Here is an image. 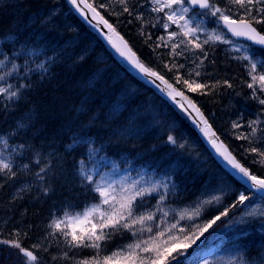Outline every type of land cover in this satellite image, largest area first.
<instances>
[{"label":"rangeland","instance_id":"rangeland-1","mask_svg":"<svg viewBox=\"0 0 264 264\" xmlns=\"http://www.w3.org/2000/svg\"><path fill=\"white\" fill-rule=\"evenodd\" d=\"M11 1L12 0H0V8L8 6ZM140 3L144 5L147 11H150L151 5L148 3V0H140ZM97 13L100 17L105 19L100 11H97ZM158 14V16L162 18L163 14ZM242 14L243 13H239L238 15ZM58 16L59 12L56 10L43 9L36 12V14L30 15V18L28 17V21L24 26L15 25L12 28L15 33L28 35V39L20 44V46L27 45L28 47L25 46L24 48H21L18 51L20 55L15 56V61L18 58H22L23 61L27 60L28 62L34 61V64H32L33 66L30 68L32 72H27L28 74H32L34 72L36 73L38 64L44 63L43 61L45 59L50 58L53 59L52 61H54L55 55L58 56L59 61L71 58L81 60L83 57H85L87 50H91L90 52H92V49L89 50V47L87 46H81L77 49L75 48L77 46H80L79 44H81L80 36L70 37L69 40L64 43V45L59 44V37H56L57 39L55 40H53V38H48L47 34H49L50 32L49 30L56 27L57 22L61 19H58ZM171 27L179 31L176 25H171ZM205 27L209 32L213 31V29H217L219 34L225 35V33L221 31L220 27L216 23L212 26V24H208V22L205 21ZM74 28L78 29V27L76 26ZM26 31H28V33H26ZM78 34L81 35L82 33H80L79 31ZM32 35L35 36L33 41H36V43L34 44L30 43ZM7 37H10V35ZM182 38L183 37L175 39L178 41V39ZM227 38L229 37L227 36ZM203 39L204 37L201 36V40ZM230 40L233 41L232 44H224L219 41L210 43L214 45H222L224 49L231 52V55L233 57H238L245 54L243 51H235V48H239L241 47V45L250 49L247 54L264 57V52L257 50L247 44L237 42L232 39ZM44 44L50 45L51 50L54 51V53H50L47 58H45L44 55L47 52V50L43 46ZM30 52L35 53V55H29ZM192 58L193 57L190 56H184L183 63H189L190 61L192 62ZM100 59L105 60V55L102 54L100 56ZM193 59L195 63L199 62L198 60H195V58ZM6 63L8 64V61H6ZM27 73L26 75H28ZM104 73L105 71L102 70L99 74H96V76L94 77L95 80L99 79L98 77H100ZM123 73H119L117 77L120 76V79L124 78L126 82H123L122 90L113 98H110L109 102L105 104L107 106L106 108L110 107V111L113 114H119L122 109H125V102L127 103L128 101L132 100V98L140 96L143 97L145 101L141 103L138 108H136V112L144 113L145 116L151 113V117L147 121H145L146 123L140 121L141 124H137V121H133L136 123H128L122 128H117L115 131H107L108 133H111L113 138L118 135L122 139L142 136L143 134H145V130H151L153 128L159 134L163 132L164 134L166 133L167 141L165 143V146L168 147L165 151L166 155L161 159V162L157 164L158 169H153L157 170L158 174L162 175L161 179H159L158 177L154 179V173H152L151 171L150 173L147 172L148 170H146L145 167H142V171H139V167H136L134 165V162L129 160V158L124 154L120 152H108L105 144L101 143L102 136L96 130H94L95 128L93 129L91 126L95 118H91L92 123H90L89 125H83L80 120L76 119L77 117L72 118L68 123H66L65 128L68 133V137L66 141L62 140V150H60L59 148H56V150L52 149V146L50 144H52L53 142H51L50 144L47 143L44 135L41 136L38 143L34 141V144H26L23 142V140L18 141V137H16L17 135L21 136V139L22 137H25L26 139L30 140H33L36 137V132L34 130H30L31 128L29 127V124H27L26 119L28 116L23 115L15 119L10 124H4L0 120V135H4L5 138L9 141V147L7 149H4L2 146H0V152H3V157H8L11 153L10 158L13 162V171L16 172V176L13 177V179L18 180L15 187H18L21 190H28L29 192L33 187H36L37 190L42 191L44 188H46V190L50 189L51 187H53L52 183L55 180H59L60 186L66 189L67 194L75 200H73L74 203H77L78 205L80 204L79 206H76L73 202H68L66 206L72 208H63L64 206L62 205L61 207L51 204L50 211L47 215V217L49 218V225L53 220H65V213H68L71 216H75L78 213L82 214L85 209L101 203V197L99 196V194L92 190L93 186L85 183L79 174L80 168L82 167V160L84 161V164L87 166V168L93 172L94 179L96 181H98L101 185L111 184L113 186L112 189H110V192L114 194V184L121 177V181L116 188L117 194H115L117 197H119L122 194V186H127L134 180H138L141 182V184L148 186L153 183L164 182V174L166 171L177 173V171L180 169L181 175L188 173L187 171H184L183 164H190L194 159L196 165L198 166L197 168L202 169L200 171H195L198 172L196 178L202 176L203 173L204 177L199 181L195 192L192 194V197H190L189 202L185 204H174L173 206L165 207L166 209L164 210L163 208H161L162 211L156 213L154 220L148 222L149 224L153 225V232L148 234L149 236H154L157 231L155 225L161 223L162 212H167L168 215L163 217L165 223L161 224V228L159 230L169 229L171 234L183 236L184 234L195 230L197 226L202 227L208 220L219 215L220 212H222L225 208L232 204L231 201L228 202L227 195L235 190L234 183L223 172H221L220 170H216V167L212 169L213 163H211L204 150L198 144H195L192 140H189V136L187 134H183V137L181 138L183 141H179L178 148L173 143H169V135L173 136L174 134V138L176 140L174 131L176 130V122L174 121L175 118L172 114V110L170 111V109L167 107H161V104H159V106H156L158 101L163 102L161 100L162 97L155 90L156 88L154 89V87L149 83H142L143 85H141L134 81H131V79L133 78L131 76L125 77V73ZM10 84H12L13 88L15 89L21 83L18 80H15ZM24 90L25 87L21 88L19 90L18 97L13 99L11 102L0 99V110L4 109L8 105L18 103ZM80 112L81 109H77L76 114H79ZM132 120L133 119H131L130 121L132 122ZM207 122L211 126L208 120ZM84 123H86L85 120ZM13 133H15V135H12ZM184 140L186 141L184 142ZM55 141L58 142L57 139ZM183 144H186V146L188 147L187 156L191 155L190 160H181L179 147ZM20 145H23L24 147L20 148ZM13 147L16 148V152H12ZM80 147L82 154L86 152L87 160L83 158L82 160L72 163L73 165L71 169L66 171L65 168H63L64 154H61L65 153L66 151L69 152L70 150L78 149ZM89 148L95 149L96 151L89 154ZM170 149H172V151L169 152ZM37 158H39L41 163L37 164L35 162ZM25 163L29 165L28 169H24L22 167ZM44 164H49L50 170L46 171V173L44 174H41L44 176V179L41 180L35 174L39 172L40 167L44 166ZM122 165L124 166V171L119 170L120 166ZM261 166L264 167V160L262 161ZM194 168L196 167L194 166ZM134 169H136L137 171H134ZM0 178L8 177L4 174H0ZM196 178L192 177L190 179V182H195ZM170 184H173L172 179L170 180ZM215 196H219L221 198L219 202L213 199V197ZM78 198H80L79 201ZM206 201L211 202L205 203ZM246 204H248L247 201ZM59 207L61 209H59ZM154 207L155 205H150L149 207L145 208L144 211H152ZM253 208L257 209V211L264 210V201H261L260 199H254V202L248 208H245V206L241 205L238 207V212H235V214L231 215L228 218H221L210 229H208V231L205 232L204 235L197 241L199 242V244H197L196 247L195 245L192 246V248L194 247L193 253L191 252L190 254V257L192 258L188 259L191 264H204L205 260L208 261V264H241V259L246 258L245 256H241L240 250L241 239L243 237H245L252 231H256L258 237L257 241L264 243V217L244 216L245 212ZM102 209L108 210L109 205H103ZM154 212H156V208ZM89 219L95 222L98 219V213H94ZM240 220H243L244 222L241 223ZM173 224L177 225L175 229L170 228V226ZM89 226L90 223L81 221L77 226V233L80 232L81 228H86ZM180 227H183L185 229L184 233L179 232ZM62 230L68 231L69 233L71 232V228L67 227L65 224H62L60 229L51 228V232H48V236L44 233H40L41 236L36 241H34L32 245H39V249L36 250L37 252H39L40 256H46L51 260H53V257H56L55 260H58V258H62L61 260L64 262L62 263L61 261V264H65L69 260L77 261L78 258H76L75 255L70 256V251L65 244V238L61 235ZM55 237L59 238V240L56 239L53 244V238ZM70 237L71 236L69 235L68 239H70ZM166 239L167 233L164 237H158V241L160 243H163ZM260 239L263 240L261 241ZM132 242L133 241L119 244L113 250L108 251L105 254L111 255L112 252L118 251L121 247ZM52 247H57L56 251L52 252ZM255 250V253L264 254L263 252H261L259 246L258 248H255ZM66 252L68 254V257H71V259L64 258V254ZM196 254L197 256L194 257ZM90 256L92 255H89L88 257ZM252 258L253 264H255L256 258L254 256Z\"/></svg>","mask_w":264,"mask_h":264},{"label":"snow or ice","instance_id":"snow-or-ice-1","mask_svg":"<svg viewBox=\"0 0 264 264\" xmlns=\"http://www.w3.org/2000/svg\"><path fill=\"white\" fill-rule=\"evenodd\" d=\"M70 2L73 3L78 10L79 4H83L91 11L94 19L99 18L98 22H102L110 33L105 39H107L115 51L127 60L134 69L142 75L154 77L164 83L168 89L167 94L173 101H175L177 96L187 100V103L195 109L197 116H199L200 121L204 125L200 130L205 137L209 138V142L216 150L217 154L244 178L246 187L235 196V200L230 208H225L223 212H220L219 215L208 220L202 227L197 226L195 230L183 236L173 235L169 229L159 230L161 224L165 223L163 217L168 215L167 212H162L161 223L155 225L157 231L154 236H149L147 239H134L132 243L108 255L102 254L104 252V242L111 239L115 233L127 231L131 233L132 237L136 238L138 231L140 233L153 232V225L146 222L153 221L156 213L162 211L160 206L166 198L169 186L167 183L163 182L145 186L141 184L140 181L134 180L131 184L122 186V194L117 197L114 193L110 192L113 186L111 184L101 185L96 181L93 172L87 168L82 160V167L80 168L79 174L85 183L93 186L92 190L99 194L101 203L93 205L85 209L82 214L78 213L75 216L65 213V220H53L49 227L60 229L61 225L65 224L67 227L71 228L70 233L68 231H61V235L64 236L65 244L69 251L74 248L94 250L92 256L79 259L75 261V264H191L188 260V249L196 245L200 237L219 221L221 217L228 216L232 208H237L241 205L248 208L254 202V199L264 201V178L250 172L248 168L242 166L233 158L222 143L218 144L216 142L217 138L215 133L211 131L207 121L192 101L188 100L182 92L176 91V89L168 84L157 72L141 63L136 58L135 53H133L131 49L128 48L127 44L115 33L112 26L108 24L106 20H103L102 17H99L95 8L87 3V0H79V4L77 0H70ZM222 2L223 0H148V3L151 5V12L163 14L162 27L166 31L171 25H176L179 30L168 33V39L173 41L171 44L172 54L179 56L183 55L185 51L193 52L195 60L199 61V63L193 62L194 68L193 71L189 72L190 78L183 81L186 87L191 91L205 88L211 90L217 85H221V83L227 88L233 87V84L228 80H224L223 82L216 81L215 84L208 85L191 79L193 74L196 77L201 75L199 69L204 65V60L208 58V51L204 48V45L216 41L224 44L233 43L226 35L219 34L217 29H213L211 32L207 30L205 21L209 17L214 18V22L218 26L222 23L223 28L227 29V33H231V36L238 38L242 37L250 41L251 45L264 49V0H227L223 7L219 6ZM118 3L122 7L123 12L132 15L128 0H118ZM139 7L143 8L144 5L139 4ZM197 9H199V11H197ZM239 13L243 14L238 15ZM81 14L83 15V12ZM136 19L141 20V15H137ZM157 22L159 23V20ZM256 25H260L261 27L258 29ZM153 27H155V25H153ZM201 36L204 37L203 40H201ZM179 37L183 38L178 39L177 42L175 38ZM149 39H151V37H149ZM160 40L163 41L164 38L161 37ZM165 46H167V43H165ZM177 49L181 50L177 51ZM235 51H243L245 53L242 56L233 58L247 62L245 68L249 80L246 82V86L251 90V99L256 100L261 106V109L258 115L254 119L249 120L246 125H242L238 121H233L232 128L244 129L236 133L235 138L238 140L243 139L248 142L249 147L245 148V152L255 154V156L264 159V57L247 54L250 49L243 45L239 48H235ZM17 55H20V53H13L14 57ZM29 55H35V53L30 52ZM6 61L11 63V68H8ZM27 65L28 61L26 60L24 65L26 73L31 71ZM38 67L46 71L43 63L39 64ZM177 67L183 68L184 65L180 64ZM17 69V64L14 60L9 61L8 55L5 54L3 59H0V70H3L0 71V81H3L6 85L0 86V99L4 101L11 102L13 99L17 98L19 90L26 86L20 84L14 89L12 84L7 82V77L17 73ZM177 79L179 80L180 77L177 76ZM180 106L183 108V105ZM12 135H15V133ZM168 142L175 144L176 140L172 135H169ZM0 146L4 149L9 147V141L4 135H0ZM19 147L23 148L24 146L20 145ZM180 147H183V145H180ZM94 151L96 150L92 148L88 149L89 154ZM12 152H16L15 147L12 148ZM0 157H3V152H0ZM10 157L11 153L8 157L0 158V174L6 175L9 179L16 176V172L13 171V162ZM35 162L37 164L41 163L39 158H37ZM253 162L256 163L257 161L254 160ZM22 167L28 169L29 165L25 163ZM48 170H50V165L44 164L35 175L43 180L44 176L41 174L46 173ZM161 185L164 188L163 193L158 192ZM46 191L45 189V193ZM249 192L253 195H249ZM153 193L159 195L156 212L142 211L138 213L139 207L143 204V198ZM256 193L260 195L256 197ZM213 199L219 202L221 198L215 196ZM246 201L248 204H246ZM210 202L211 201H206L205 203ZM103 205H109V209L103 210ZM94 213H98V219L95 222L89 219ZM244 216L264 217V210L257 211V209L253 208L245 212ZM81 221L90 223V227L86 229L81 228L78 234L77 226ZM240 222L243 223L244 221L240 220ZM137 225H139L138 229ZM176 227L177 225L175 224L170 226L171 229H175ZM179 232L184 233L185 229L180 227ZM166 233L167 239L163 243H160L158 237H164ZM13 235H15L17 239H0V245H7L9 248L18 249L19 253L22 254L23 257H26L24 264H38V256L34 254L32 250L26 249L19 242V232H15ZM69 235L71 236L70 239H68ZM169 241H171V243H169ZM32 247L39 249V245H33ZM64 258L71 259V257H68L67 252L64 254ZM55 259L56 257H53V260ZM204 264H208V261L205 260ZM241 264H253L252 258H242ZM255 264H264V256H257Z\"/></svg>","mask_w":264,"mask_h":264},{"label":"trees","instance_id":"trees-1","mask_svg":"<svg viewBox=\"0 0 264 264\" xmlns=\"http://www.w3.org/2000/svg\"><path fill=\"white\" fill-rule=\"evenodd\" d=\"M62 4V10L59 11L58 19H60V22L63 24L66 23H72L74 27H78V29L73 28L71 31V36H80L81 45L89 47V50L92 49V52L88 51L86 52L85 57H83L81 60L78 59H65L61 60L60 63L65 65V69L62 70L58 69V76H54V80L51 79L53 77L54 72H51V75H47V80L49 78L51 87L53 88L50 92V100L53 99L54 102H46L43 106L46 105V107H42L47 114V117L49 119L51 118H57L62 124L68 123L72 118V113L74 114L77 109H83L84 112H88L90 117L98 116V105L102 104L104 108H106L105 104H107L110 100L108 98V95L113 93L114 86L113 84V77L119 74V73H125V77L131 76L128 74L120 65L116 64L115 60L111 56V54L107 51L104 44L101 42L99 37L96 35L95 32L90 30L70 9L68 4L65 0H60ZM94 8H96L100 13L104 16V18L109 21L113 27L120 32L123 37L126 39V41L129 43L131 48L134 50V52L138 55L140 61L147 66L148 68H151L152 70L159 73L161 76H163L167 81H169L175 88H177L180 92L186 94L201 110V112L204 114V116L207 118L209 123L211 124L213 130L219 135V137L223 140V142L227 145V147L230 149L232 154L238 159L240 163H242L244 166H246L250 172L253 174H257L261 178H264V167L261 166V163L264 159H261L255 154L245 152V148L249 147L248 142L241 139L238 140L235 138L236 133L243 131L244 129H233L232 123L233 121H238L242 125H246L247 122L251 119L255 118V115L253 117H250L248 113L243 111L244 107H251V103L246 98L249 93L251 92L250 89L247 88L246 82L248 81V77L241 76V70H244L245 68L237 63L232 62V57L225 55V53L222 52L223 49L220 47L212 46V45H204V48L208 51V58L204 60V65L199 69L201 72V75L199 77H196L194 74L191 77V79H195L197 82L200 83H206L208 85H213L216 83V81L223 82L224 80H228L233 84L232 88H227L226 86L217 85L214 89H197L196 91L189 90L186 85L183 83L185 79H189V72L193 71L194 66L189 69L190 71H187L185 68V65L188 63H183L182 57L184 54L186 56H190L195 58L193 55V52H187L185 51L183 55L175 56L172 54V48L171 44L173 43L172 40H168L166 38V32L163 31L162 27V21L159 20V23L157 22L158 19L156 16H154L152 13L147 11L145 7L140 8L139 4L140 0H128L129 7L132 10V15H129L128 13L123 12L122 7L119 5L118 0H87ZM226 0H223L221 3V6H224ZM42 0H12L11 3L3 8H0V39L4 38L5 36H9L11 33H13L12 28L16 25H25V23L28 21V17L32 14H36V12L43 10ZM223 4V5H222ZM45 10V9H44ZM141 15L142 19L137 20L136 16ZM155 25V27H153ZM256 27L259 29L261 26L256 25ZM50 31V32H49ZM48 38L53 40L57 39L56 37H61L63 35V31L60 28L54 27L49 30ZM82 33L81 35L78 34V32ZM28 33V31H26ZM12 35V34H11ZM151 37V39H149ZM163 37L164 40L161 41L160 38ZM165 43H167V46H165ZM27 44V42H26ZM49 44V42H48ZM159 45V46H157ZM20 44L13 49L11 38L10 40L0 43V56L3 57L5 54L8 56L13 57V53L18 52V47ZM50 46V45H49ZM46 47V46H44ZM191 47V46H189ZM47 52L46 54L49 55L50 53H54V51L49 50L48 47H46ZM181 49H177V51H180ZM88 53L93 55V57H96L98 59H95L97 62H93L92 60L87 57ZM104 54L105 60L100 59V56ZM53 60V59H51ZM199 63V62H198ZM183 64V68H178L177 66ZM25 65V63H24ZM24 65L18 64L17 73H14L13 75L9 77H18L21 80H24V84L28 86V89L25 90L24 94L22 95V98L16 106L11 107H5L4 109L0 110V120L4 123L5 120H10L13 115V113H17L20 116L23 114V107L25 104V97L26 95H29L31 92V80L34 79V77L29 78L23 75V73L26 71L24 68ZM28 66V65H27ZM69 66V67H67ZM99 67V69H95L88 72V75L91 76L93 74H99L102 70L105 71L104 74H102L99 79H97V82L100 84L99 90H91L86 89L84 87L83 89H77L76 85H74L76 75L79 72V70L90 69L91 67ZM109 68H111V72H109ZM241 69V70H240ZM35 73V72H34ZM123 73V74H124ZM177 76L180 77V79H177ZM7 77V78H9ZM58 77V78H57ZM132 77V76H131ZM131 81H134L138 84L143 85L138 80L134 79L132 77ZM122 82L124 81V78L121 79ZM22 83V84H23ZM98 87V84L95 85ZM102 86V87H101ZM97 89V88H96ZM95 91V92H94ZM89 94L87 101L82 102L83 96H85L87 93ZM32 94V93H31ZM52 100V101H53ZM72 100V101H71ZM106 101V102H105ZM62 102L65 103V105H62ZM38 104H34V108H38ZM76 113V112H75ZM172 114L174 118L176 119L177 124L183 129V132L186 133L189 137H192L195 142L205 151V154L208 156L212 164V169L216 167V170H220L223 172L228 178H230L235 186V192L243 191L244 186L241 185L239 182H237L233 177H231L227 172H225L218 163L213 159V157L210 155L208 150L203 146L198 134L195 132L193 126L189 122V120L181 114L178 110H176L174 107H172ZM36 115V114H35ZM37 115H40L37 113ZM36 115V116H37ZM38 117V116H37ZM150 118V117H149ZM36 118H34L35 120ZM33 120V121H34ZM69 120V121H68ZM33 130H35L34 123H33ZM174 137V134H173ZM136 138H131L134 142V145L136 143ZM135 139V140H134ZM178 138H176L177 140ZM166 135L163 136V138L159 139V142L157 143V151L156 155L160 154L166 155ZM122 144H125L124 142H121ZM172 151V149L169 150V152ZM256 160L257 162L254 163L253 161ZM150 173V170L147 171ZM154 176V179L158 177L159 179L162 178L161 174H158L157 170H151ZM170 172V173H169ZM204 174V173H203ZM202 176L197 177L194 184L197 188V185L199 181L204 177ZM165 180L163 183L168 184V191L166 198L163 202V204L160 206H164L165 202H169L170 204H176V200L179 197V195H187L188 193H191L190 191L192 188H189L190 184H193L190 182L191 176L186 175L185 177H181V175L177 173H171V171L165 172ZM172 179L173 184H170V180ZM53 186V185H52ZM177 186V187H174ZM45 189H43V194H38L39 190L34 191L33 194V206L35 207V210L37 213L41 211V215L44 213V210L48 209L47 201L50 197L59 198L61 200H64L65 196L61 197L63 194H61L59 191H55V187H51L48 189L45 193ZM54 191V193H53ZM158 192L163 193L164 188L161 185V187L158 189ZM194 193V192H192ZM249 195H252L251 192L248 193ZM139 199V198H138ZM155 200V201H154ZM159 200V195L156 193H153L151 195H146L143 198V204L139 207L138 211L142 212L145 208L149 207L150 205H155L154 209L152 210L154 212L157 201ZM235 200V199H234ZM234 202V201H233ZM232 202V203H233ZM231 205H229L227 208H230ZM239 207V206H238ZM232 208L229 212L228 216L221 217V218H228L231 215L235 214V212H238L239 209ZM238 209V210H237ZM225 210V209H224ZM223 210V211H224ZM18 211H27L26 208H19ZM222 211V212H223ZM15 210L9 208L8 211L5 213H2V216L0 218H3V220H10L14 218ZM20 217L19 229H17V232H19V242L23 244L24 246L29 245L36 241L40 236V232L35 226L34 223H31L26 219V217L21 216L18 213ZM148 223V222H146ZM139 228V225H137V229ZM15 233V232H14ZM148 232L140 233L138 231L137 237L133 239H145L147 237H143V235H147ZM131 233L127 231L118 232L115 233L111 239L104 242V252L102 254H105L109 250L113 249L116 245L119 243L125 242V240L128 239V237H131ZM2 238H5L6 240H13L17 239L15 235L7 234V236H2ZM246 240H252V239H246ZM118 243V244H117ZM247 245V246H246ZM254 245V242L252 245L249 244V241H244V251H248L250 248L252 249ZM254 248V247H253ZM73 251L77 252L76 258L82 259L84 257H88L89 254H93L92 249H72ZM193 249H189L188 253H190ZM0 254L2 256H5V264H8L10 261H17L18 263L24 264L26 261V257H23L18 250L15 248H9L7 245H0ZM249 255V254H248ZM247 256V255H246ZM40 257L38 258V260ZM75 263V261H73ZM38 264H41L38 261ZM65 264H68L65 263Z\"/></svg>","mask_w":264,"mask_h":264},{"label":"bare ground","instance_id":"bare-ground-1","mask_svg":"<svg viewBox=\"0 0 264 264\" xmlns=\"http://www.w3.org/2000/svg\"><path fill=\"white\" fill-rule=\"evenodd\" d=\"M65 1L67 3L68 0H65ZM42 3H43L42 5L44 7L43 9H45V10H56L58 12L62 10V4H61L60 0H42ZM57 28H60L64 32L63 35L61 36V39L59 37V40H58L59 44L64 45V43L67 42V40H69L70 37H72L70 34L74 28V25L72 23L63 24L62 22L58 21L57 22ZM12 32L13 33H11L12 35L10 34V37L5 36L4 38H1L0 43L6 42V41L10 40V38H11L12 46L14 49L19 44H21L22 42H24L25 40L28 39V35L18 34V33H15L14 31H12ZM34 38H35V36L32 35V38L30 39L31 44L36 43V41H33ZM79 45L80 46H77L75 48L77 49V48L82 46L81 44H79ZM25 46L28 47L27 45L19 46L18 51L21 48H24ZM43 46H46L49 48V50H51L49 45L44 44ZM46 47H44V48L47 49ZM222 52L225 53V55H227L229 57L231 56L230 52H228V51L222 50ZM184 56L186 57V54L183 55L182 61H184V59H183ZM87 57H89V59L92 60L93 62L94 61L97 62L95 60L97 58L93 57V55H91L90 53H88ZM231 57L233 58V56H231ZM191 60H192V62L190 61L187 65H185V68L187 71H190L189 69H191L194 66V63H193L194 59L192 58ZM43 62H44L43 64L45 65L46 71L40 69L39 67L36 68V73L34 74V79L31 80L32 81L31 85H30L31 86V92L29 95H26L25 104L23 107V114H24V116H28L26 119L27 124H29V127L31 128L30 130H32V131H33L32 128H33V123H34V127H35L34 131L36 132V137H35V139L30 140V139H26L25 137H22V139H21V136L17 135L16 137H18V139L16 137L15 138L18 141L23 140V142L26 144L27 143H33L34 144V141L38 143L41 136L44 135L47 143L50 144L51 142H53L52 144H50L52 146V149L56 150V148H59L60 150H62V148H63L62 140L66 141V139L68 137V133H67L66 128H65V124L67 122L62 124L57 118L49 119L46 115L47 113L41 108L46 107V105L43 106L46 102L47 103L48 102L49 103L54 102L53 99L50 100V96H51L50 92L53 88L51 87L52 85L50 84L49 78H48V81L46 82L47 75H49V74L51 75V72L53 71L54 75H53V77H51V79L54 80V76L56 77L59 75V74H57L59 71L58 69H60V70H62L63 68L65 69L66 64L65 65L61 64L57 55H55L54 61H52L50 58H47ZM232 62L233 63L239 62V64L245 68L246 62H244V61L242 62L240 60H236L233 58ZM19 63L24 65L25 61L24 62H16L17 65ZM115 63L120 65L121 67H122V65H124L120 61H116ZM67 67H69V66H67ZM99 68H100V66L99 67L96 66V67H91L87 71H86V69L79 70V72L76 75L75 82H74V85H76V88L77 89H83L84 87H86V89L89 88V89L95 90V91L99 90L100 84L97 82V79L95 80V78H94L96 75L95 74H93L91 76L88 75L89 71L99 69ZM54 69H55V71H54ZM109 72H111V68H109ZM157 74L160 75L159 73H157ZM241 76L242 77H244V76L248 77L246 68L244 70H241ZM119 77H116V76L113 77L112 81H113V84L116 85V87L114 86V90H113L114 92L109 94L108 98H113L116 94H118L122 90L123 82H126V81L124 80L122 82V80ZM134 79L138 80L137 78H134ZM163 79L166 80L164 77H163ZM248 80H249V77H248ZM139 82L142 83L141 81H139ZM167 82H168V84L172 85L169 81H167ZM96 84H98V87L95 86ZM172 87H174V86L172 85ZM250 93L246 98L248 99V101L252 105H251V107H247V106L244 107L243 111L245 112V110H246V113H248V115L250 117H253V115H255V117H256L258 115L260 109H261V106L259 105V103L256 100L251 99ZM89 94H91V93L89 92L85 96H83L81 101L82 102L87 101V99H89L88 98ZM161 100L164 103L161 101H158L156 106H159V104H161V107H165V108L167 107L171 111L172 107H173V103L171 101H169L165 96H163ZM144 101H145L144 98L140 97V96L132 98V100L128 101L127 103L125 102V109L124 110L122 109L119 112V114H113L110 111V107L104 108L102 106V104H100V105H98V114H97L98 116H96V117H90L89 113L86 111L84 112V110L82 109L79 114L75 113L77 111H75L74 114L72 113L71 118L77 117L76 119L80 120L83 123V125L84 124L89 125L90 123H92L91 118H95L94 122L91 126L93 129L95 128L94 130H96L102 136L101 143L105 144L106 148L108 149V152L112 151L114 153L120 152V153L124 154L125 156H127L129 158V160L134 162V165L136 167H139V169H140L139 171H142V167H145L146 170L151 171L153 169H158L157 164L160 163L161 159L165 156V155L162 156L161 153L158 155H156L155 153L157 151L156 147H157V143L159 142V139L163 138V136H165L166 133L164 134V132H163V133L159 134L156 132V130L154 128L151 130L150 129L145 130L146 131L145 134H143L142 136H139L136 139L135 145H134V142L131 138L122 139L118 135H116V137L113 138L111 133H108V131H115L117 128H122L128 123H136L133 121H137V124H141V122L147 121L149 119V117H151V113L148 114L147 116H145L144 113L136 112V108H138L141 105V103H143ZM34 104H38L39 105L38 108L37 107L34 108L33 107ZM62 105H65V103L62 102ZM105 107H107V106H105ZM37 113L40 115H37ZM11 116L12 117L10 118V120H5L4 124H10L15 119H17L23 115L20 116L17 113H13V115H11ZM34 118H36V119L34 120ZM131 119H133L132 122L130 121ZM84 120L86 121V123H84ZM174 121L176 122V119ZM175 129H176V130H174L175 135H176V138H178V139L176 140V143L174 145L177 146V148H178L179 141L180 142L183 141L181 138L183 137V134H186V133L183 132V129L177 124V122H176V128ZM195 132L197 133L198 129L195 130ZM215 135L221 141H223L216 132H215ZM198 136H199V138L204 139L200 133L198 134ZM56 139L58 140V142L55 141ZM189 140H192L195 144H197L192 137H189ZM185 141L186 140H184V142ZM121 142H124L125 144H122ZM183 145H185V146H183L181 148L179 147L181 160H183V161L186 159L190 160L191 155L187 156L188 147L186 146V144H183ZM45 147H47V146H45ZM63 154H64L63 168H65L66 171L71 169V167L73 165L72 163L77 162L79 160H82L83 158L85 160H87L86 152L84 154H82L81 147L78 149L70 150L69 152L66 151L65 153H62L61 155H63ZM205 162H207V161H205ZM190 164H188V163L183 164L184 171H187L188 173L181 175L180 169L177 171L181 175V177H185L188 174L191 176V178L192 177L196 178V175L198 174V172H195V171L202 170L201 168L200 169L197 168L198 166L196 165V162L194 159L191 161ZM194 166L196 168H194ZM121 167L123 168L124 166L122 165ZM134 171H137V170L134 169ZM17 182H18V180L13 179V178H11V179L0 178V217L2 216V213H5L6 211H8L9 208L15 210V212H16L14 215V218H12L10 220H3V218H0V239H5V238H2V236H7V234L9 235V234H12L14 232H17V229H19V224H21L20 217H19L18 213L21 216L24 215L23 217H26V219L28 221H30L31 223H34L40 233H44L48 236V234H49L48 232H51V228L49 229V218L47 217V215L50 211L51 204L56 205V206L62 205V206H64L63 208H72V207H69L66 205L68 202L74 203L75 200L67 194L66 189H64L63 187L60 186L59 180H55L52 183L53 186L55 187V191L58 190L61 194H63L61 197L65 196V198H64V200H61L59 198H55L53 196L48 198L49 199L47 201V203H49L48 209H47V211L45 209L44 213L41 215L42 210L39 211V213H37L35 210V207L32 204V202H33V194L32 193L34 191H37V188L33 187L30 192L28 190H21L20 188L15 187L17 185ZM174 187H177V186H174ZM189 188H192V190L190 191L191 193H188L187 195H179L180 198H178L176 200V204H185V203L189 202L190 197H192V194H193L192 192H195V190H196L194 181H193V184L189 185ZM239 192H235V191L230 192V194L227 195L228 202H230V201L233 202L235 199V196ZM43 193L44 192L42 190V191H39L38 194H43ZM79 200H80V198H78V201ZM74 204L76 206L80 205V204L78 205L77 203H74ZM173 205H174L173 203L170 204L169 202H165V204H164V206H162V208L164 210V209H166L165 207H169V206H173ZM19 208H26L28 210V212L27 211H24V212L18 211ZM75 208H77V207H75ZM59 209H61V208L59 207ZM138 213H139V211H138ZM246 236L248 237V239H252V240H244L245 242L249 241L250 245H252L254 242V245H253L254 248L252 247V249L250 248L248 251H245V253L247 254L246 258H252L253 256L255 258H257V256L264 255L262 253H255V251H256L255 248H258V246L260 247L261 252L264 253V243L257 241L258 240L257 232L252 231ZM56 239L59 240V238H57V237L53 238V244H54ZM133 240L134 239L132 236L128 237V239L125 240V243L131 242ZM22 246H24V245L22 244ZM32 246L33 245L30 242L29 245L24 246V247L28 250H32L34 252V254H36L38 256V258L40 257V259L38 261L41 264H61L62 258H58V260L54 261V260L49 259L46 256H40V254H39V252H37L36 248H33ZM56 249H57V247H52V252L56 251ZM16 250H18V249H16ZM92 252L94 253V250ZM70 254H71L70 256H74V255H75V257L77 256V252H75L73 250L70 251ZM91 255H93V254H91ZM5 259H6L5 256H2L0 254V264H5V262H4ZM63 262L64 261H62V263ZM8 264H21V263H18L17 261H10ZM68 264H75V263L73 262V260H69Z\"/></svg>","mask_w":264,"mask_h":264},{"label":"water","instance_id":"water-1","mask_svg":"<svg viewBox=\"0 0 264 264\" xmlns=\"http://www.w3.org/2000/svg\"><path fill=\"white\" fill-rule=\"evenodd\" d=\"M70 1V0H69ZM77 3L79 4V0H77ZM71 5L73 6L74 10L83 18V20L90 25L91 27H93L96 31H98V33H100L104 38L107 35H110L108 28L102 23V22H98V19H94L92 16L91 11L86 8L83 4H79V10L78 8L71 3ZM83 12V15L81 14ZM100 17V16H99ZM227 30V29H226ZM116 33V32H115ZM117 34V33H116ZM231 35V33H229ZM118 35V34H117ZM119 36V35H118ZM121 39L122 37L119 36ZM237 39H244L242 37H234ZM107 41V39H105ZM123 40V39H122ZM124 41V40H123ZM108 45L110 46L112 52L114 53V55L116 56V58L122 63L124 64L135 76L139 77L140 79H142L144 82L149 83L150 85L154 86L163 96H165L169 101H171L180 111H182L185 115H187L188 117L191 118V120L194 122L196 129H198V132L203 136L204 141L206 142L207 146L210 148V150L213 152V154L215 155V157L218 159V161L221 163V165L231 171L234 175H236L241 181H243L245 183L244 178H242L234 169L231 168L230 165H228L221 156H219L216 152V150L212 147L211 143L209 142V138L205 137V135L203 134V132L200 130L202 127H204L203 123L200 121L199 116H197V113L195 111V109H193L188 103L187 100L182 99L180 96H177L175 101H173V99L167 94L168 89L166 88V85L164 83H162L160 80L155 79L154 77H147L145 75H142L141 73H139L136 69H134L132 67L131 64L128 63L127 60H125L123 57H121L116 51L115 49L109 44V42L107 41ZM124 43H126L124 41ZM127 44V43H126ZM128 46V45H127ZM129 48V46H128ZM130 49V48H129ZM137 58V57H136ZM138 59V58H137ZM175 89V88H174ZM177 91V90H176ZM189 100V99H188ZM180 105H183V108H181ZM197 108V107H196ZM201 113V112H200ZM202 114V113H201ZM204 117V116H203ZM205 119V117H204ZM206 120V119H205ZM207 121V120H206ZM208 123V122H207ZM208 126L211 128V126L208 124ZM211 131H213V129L211 128ZM215 133V132H214ZM216 136V135H215ZM217 138V143L220 144L222 143L225 148L226 145L216 136ZM227 150L229 151V149L227 148ZM230 153V151H229ZM231 154V153H230ZM232 155V154H231ZM233 156V155H232ZM234 159H236L233 156ZM238 162V161H237ZM239 163V162H238ZM250 183V182H249Z\"/></svg>","mask_w":264,"mask_h":264}]
</instances>
